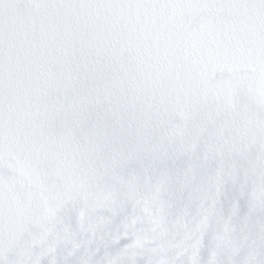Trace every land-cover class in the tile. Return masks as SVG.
<instances>
[{
  "label": "snow or ice",
  "instance_id": "1",
  "mask_svg": "<svg viewBox=\"0 0 264 264\" xmlns=\"http://www.w3.org/2000/svg\"><path fill=\"white\" fill-rule=\"evenodd\" d=\"M0 264H264V0H0Z\"/></svg>",
  "mask_w": 264,
  "mask_h": 264
}]
</instances>
